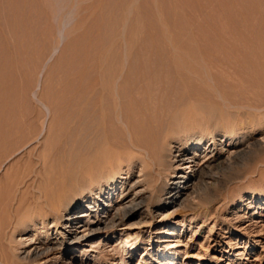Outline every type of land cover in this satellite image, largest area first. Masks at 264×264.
Segmentation results:
<instances>
[{"label": "rangeland", "instance_id": "1", "mask_svg": "<svg viewBox=\"0 0 264 264\" xmlns=\"http://www.w3.org/2000/svg\"><path fill=\"white\" fill-rule=\"evenodd\" d=\"M263 19L264 0H0V223L10 220L11 205L12 218L28 220L12 240L10 228L1 235L0 264H159L168 253H177L171 264H264ZM123 48L132 85L143 64L151 84L169 92L157 119L165 126L173 117L172 146H194L200 161L212 153L216 161L198 195L177 210L162 215L152 202L143 224L57 246L55 229L66 219L43 228L31 213L56 191V175L80 179L104 161L120 165L117 185L139 175L136 157L127 165L119 127H107L71 166L47 158L72 123L77 75L90 76L89 65L107 49L112 61L123 59ZM163 228L168 241L157 243ZM45 239L52 249L30 261L18 257Z\"/></svg>", "mask_w": 264, "mask_h": 264}, {"label": "bare ground", "instance_id": "2", "mask_svg": "<svg viewBox=\"0 0 264 264\" xmlns=\"http://www.w3.org/2000/svg\"><path fill=\"white\" fill-rule=\"evenodd\" d=\"M261 31L263 33L264 29L261 28ZM257 34H253V39L257 37L262 38L264 33L262 35L259 33L255 37ZM122 50L123 59L112 61L110 59L111 50L107 49L99 60L90 65L88 64L91 72L89 73L90 76H87L86 79L85 77L83 78L84 69L77 75L78 93L75 103L76 111L74 112L73 120L71 119L72 123L67 129L65 128L66 131L62 135L61 143L58 145L56 151L54 150V155H50L52 158L49 156L47 158L51 159L50 161L54 160V162L57 160L59 162L64 161V163L66 162L70 165L80 155H85L86 150L93 146L102 133L106 134L107 127H110V129L119 127L122 133L127 136V151L125 156L127 157L126 162L128 164H126L128 166L133 165L134 160L137 158L141 169L135 179H131L129 182L123 180L119 182V185H117L116 178L114 179L113 175H117L118 177L117 173L120 170V165H116L112 160V162L104 161L101 164H96L95 167L91 166V168H87L85 174L80 179L73 178L70 176L71 174L68 177L69 173L65 175L66 178L61 175H53L55 177L50 183H53L54 186L57 185L56 191L52 192V195L46 193L42 202L37 201L34 203L33 208L31 207V213L33 214V220L41 219L43 228H46L48 225L57 227L62 219H66L60 229H55V233L59 236L58 238L63 242V244H60L61 241L56 242L57 246L70 247L76 241H81L91 234L100 233L111 227L124 226L129 228L143 224L147 221L149 204L152 202L156 204L155 210L157 213L162 215L171 210H177L190 197H193V194L198 195L201 189V184L199 183L203 184L204 182H200L201 178L206 173V169L212 164L214 165L216 161L212 158L213 153L211 156L205 153V155L202 154V156L204 155V160L200 161L198 159L200 155H198V151L195 152L194 146L188 148L172 146V139L170 140L169 137L173 134L170 129L173 117L166 119V122H164V125L166 123L165 126H159L157 119V114L164 112V107H160L159 105L169 92L167 93L165 88L161 90L159 86L154 87L156 83L154 86L151 84V82L154 83L155 80L153 78L155 77L149 74L146 69H143V64L141 67L137 66L139 70L135 68L138 78H136L137 81L132 85L133 64L125 57L124 48ZM247 56L245 57L248 60ZM257 57L259 56L257 55ZM139 65L141 64L139 63ZM153 98L158 100V105L151 100ZM161 105L164 106V103ZM171 113H173L172 110ZM171 113L170 116H172ZM173 114V116L176 115L175 113ZM134 115H138L141 118L136 120ZM126 146H124L125 149ZM98 148L100 149V146ZM208 148L206 147L204 150ZM243 149L244 147L240 145L237 151H235L236 153H240ZM101 150L104 149L101 148ZM90 152H87L89 153L87 157L91 153H94L93 150ZM95 153V156L99 154V152L97 155ZM109 156L108 154L107 158ZM47 163L50 162L48 161ZM77 163L79 164V162ZM130 170L131 168L127 172L128 176L125 178L126 180L130 178ZM12 206L9 208L11 214L10 220L0 223L2 224L0 228V241L1 235L7 236L6 228L11 229L10 239L12 240L15 231L25 229L27 226L26 221L28 220H24L23 217L16 216L12 218ZM17 211L19 210L17 209ZM100 211H103L105 214L101 216L100 220L91 223V219L95 218L94 214H98ZM37 226L38 222H34L33 227L35 231L38 230ZM159 234L161 236L157 238V243L168 241L167 239H163L164 236H162L168 235L164 228L161 229ZM35 236L36 233L33 234L32 238L34 239ZM47 239L40 240L39 245L29 251H24L23 256L18 255V257L23 261H30L46 253L53 248L48 245L49 241ZM21 240L24 239L21 238ZM175 254L172 256L168 253L167 258L162 261L159 260V256L156 261L159 264H171Z\"/></svg>", "mask_w": 264, "mask_h": 264}]
</instances>
